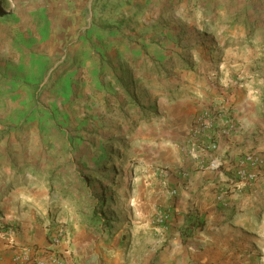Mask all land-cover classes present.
Masks as SVG:
<instances>
[{"label":"rangeland","instance_id":"obj_1","mask_svg":"<svg viewBox=\"0 0 264 264\" xmlns=\"http://www.w3.org/2000/svg\"><path fill=\"white\" fill-rule=\"evenodd\" d=\"M218 107L256 111L264 147V0H0V161L32 169L70 252L90 238L142 262L203 232L212 264H264V174L213 225L185 182L194 122Z\"/></svg>","mask_w":264,"mask_h":264},{"label":"crops","instance_id":"obj_2","mask_svg":"<svg viewBox=\"0 0 264 264\" xmlns=\"http://www.w3.org/2000/svg\"><path fill=\"white\" fill-rule=\"evenodd\" d=\"M238 98L235 103L236 108L241 102L240 97ZM224 111L235 122V129L230 134L219 137L220 148L216 154L204 153L201 155L204 160L210 156H217L224 161L223 168L217 171L199 170V163L193 158L186 159L187 165H185L188 169V180L185 181L188 185L187 188L191 192L194 189L201 192L197 200L192 198L191 201L201 206L208 225L235 219L239 214L242 193L251 192L249 199L254 198V191L241 189L238 161L245 153L251 151L253 146L256 148V152L264 151L262 143H259L262 139L258 138L255 142H251L249 138L253 128L258 122H261L256 111L248 110L241 113L238 110L235 114L229 110ZM218 112L223 113L222 107L218 109ZM223 120L219 118L214 129L221 134L223 132L221 129L225 127ZM167 161L168 164L171 163L172 169H176L177 172L182 170L178 166L179 162L176 157L168 158ZM3 163L0 161V264H13L14 256L24 251H29L33 260H42L48 263L52 255H59L72 264H212L214 262L210 255L207 257L208 254L205 256L203 254V252L208 253L207 250L210 251L201 243L205 239L208 240L207 237H204L205 233L203 232H201V236L189 238L185 244L182 243L180 236L176 235V238L170 242V247L165 248L167 253L161 251L156 255V252L153 251L150 256L148 253L149 260L147 258L142 262L138 260L137 254L129 257L131 251H128V245L123 249L122 246H119L116 250H112L107 245L95 247L90 238H88L90 240L88 246L82 248L77 245V240H74L72 255L66 242L62 243L65 238H61L58 245L54 244L60 231L56 233V229L47 227L45 217H47L48 197L43 194L38 195L33 191L32 184L27 183L26 177H31L32 169L29 168L28 171L21 168L10 169V163ZM168 167L170 166H165V168ZM183 170L186 172V169L183 168ZM191 196L193 197V195ZM189 201L188 199L187 202ZM219 210L222 211L220 214ZM11 227L15 228L14 236L9 235L6 231ZM143 246L142 249L146 250L145 244ZM153 256L163 257L159 259L160 262L152 263ZM156 261H158V257Z\"/></svg>","mask_w":264,"mask_h":264},{"label":"built area","instance_id":"obj_3","mask_svg":"<svg viewBox=\"0 0 264 264\" xmlns=\"http://www.w3.org/2000/svg\"><path fill=\"white\" fill-rule=\"evenodd\" d=\"M220 108V107H219ZM219 108L209 109L202 112L200 116L197 117L194 122L195 125L192 127L190 132V148H189V157L193 158L199 164V170H221L224 166V161L217 156H213L206 160L202 159L201 155L204 153L207 154H216L219 151V137L230 134L235 129V122L233 119L225 113L218 112ZM224 114L225 116H223ZM219 118L224 119V129L222 134L215 129V123ZM208 160V161H207ZM256 166L261 174H264V155L257 154L256 152L248 151L245 153L242 158L238 161L239 172L238 176L241 180V187H245L253 178L249 167ZM240 187V188H241ZM168 219H159L158 223H165ZM7 233L14 236L16 233L15 228H8ZM58 239H55L54 244H58ZM13 264H72L69 260H66L59 255L50 257V261L45 262L42 260H33L30 257L29 251L19 252L14 256Z\"/></svg>","mask_w":264,"mask_h":264},{"label":"trees","instance_id":"obj_4","mask_svg":"<svg viewBox=\"0 0 264 264\" xmlns=\"http://www.w3.org/2000/svg\"><path fill=\"white\" fill-rule=\"evenodd\" d=\"M87 183V182H86ZM100 196H102V197H104V193H102ZM97 205V204H96ZM106 201L103 199L102 201H100L99 203H98V205L96 206L97 207V209H95V213L97 214V212L99 211V209H105L106 208ZM191 225H193V227H192V229H197V228H203V226H202V223H200V224H198L197 222H196V220L194 221H192L191 222Z\"/></svg>","mask_w":264,"mask_h":264}]
</instances>
